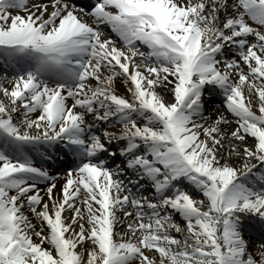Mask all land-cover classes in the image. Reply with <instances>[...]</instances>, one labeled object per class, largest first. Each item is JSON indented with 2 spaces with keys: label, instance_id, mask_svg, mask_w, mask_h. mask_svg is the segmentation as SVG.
Wrapping results in <instances>:
<instances>
[{
  "label": "snow or ice",
  "instance_id": "snow-or-ice-1",
  "mask_svg": "<svg viewBox=\"0 0 264 264\" xmlns=\"http://www.w3.org/2000/svg\"><path fill=\"white\" fill-rule=\"evenodd\" d=\"M0 264H264V0H0Z\"/></svg>",
  "mask_w": 264,
  "mask_h": 264
}]
</instances>
